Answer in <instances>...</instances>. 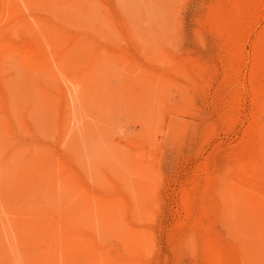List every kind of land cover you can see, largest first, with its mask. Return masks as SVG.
Instances as JSON below:
<instances>
[{"label":"rangeland","instance_id":"rangeland-1","mask_svg":"<svg viewBox=\"0 0 264 264\" xmlns=\"http://www.w3.org/2000/svg\"><path fill=\"white\" fill-rule=\"evenodd\" d=\"M260 185L264 0H0V264H264Z\"/></svg>","mask_w":264,"mask_h":264},{"label":"bare ground","instance_id":"bare-ground-1","mask_svg":"<svg viewBox=\"0 0 264 264\" xmlns=\"http://www.w3.org/2000/svg\"><path fill=\"white\" fill-rule=\"evenodd\" d=\"M256 116V115H255ZM247 173V172H246ZM248 177V176H247ZM249 181V180H248ZM249 184V183H248ZM252 184V183H251ZM248 186V185H247ZM251 186H253V185H251ZM255 186V185H254ZM257 186V185H256ZM259 186V185H258ZM257 186V187H258ZM263 186V185H262ZM250 188V187H249ZM260 188H261V185H260ZM252 189H253V187H252ZM251 189V190H252ZM262 190H263V188H261ZM256 191H258V189L256 190ZM262 192H264V190L262 191ZM188 199V198H187ZM187 203H188V201H187ZM186 207V206H185ZM188 207V206H187ZM2 209V208H1ZM187 209V208H186ZM48 237V236H47ZM92 246V245H91ZM98 248V247H97ZM102 250V249H101ZM58 251V250H57ZM96 251V250H95ZM42 252H44L43 250H42ZM41 252V253H42ZM212 253V252H211ZM211 253H209V254H211ZM47 254V253H46ZM213 254V253H212ZM216 254H218V253H216ZM42 255V254H41ZM67 256H68V254H66ZM122 255V254H121ZM49 257V256H48ZM76 257V256H75ZM212 258V260H213V256L211 257ZM38 259H39V257H38ZM80 258H78V260H79ZM218 259H219V257H218ZM65 260V259H64ZM39 261V260H38ZM45 261V260H44ZM47 261H48V258H47ZM68 261V260H67ZM212 262V261H211ZM46 263V262H45ZM50 262H48V264H49ZM55 264V263H54ZM62 264H63V262H62Z\"/></svg>","mask_w":264,"mask_h":264}]
</instances>
